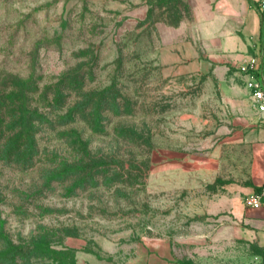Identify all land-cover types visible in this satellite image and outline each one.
Returning a JSON list of instances; mask_svg holds the SVG:
<instances>
[{
  "label": "rangeland",
  "instance_id": "obj_1",
  "mask_svg": "<svg viewBox=\"0 0 264 264\" xmlns=\"http://www.w3.org/2000/svg\"><path fill=\"white\" fill-rule=\"evenodd\" d=\"M196 14L191 0H0V96L29 81L55 120L67 77L70 108L87 107L40 132L28 169L0 144V264H208L225 243L256 110Z\"/></svg>",
  "mask_w": 264,
  "mask_h": 264
},
{
  "label": "crops",
  "instance_id": "obj_2",
  "mask_svg": "<svg viewBox=\"0 0 264 264\" xmlns=\"http://www.w3.org/2000/svg\"><path fill=\"white\" fill-rule=\"evenodd\" d=\"M191 1L200 28L195 36L206 40L221 61L241 65L264 52L260 0ZM255 113L254 126L244 137L243 180L233 189L230 202L233 225L225 232L223 245L209 248L208 264H264V206L254 210L245 204L247 196L264 186V118Z\"/></svg>",
  "mask_w": 264,
  "mask_h": 264
},
{
  "label": "trees",
  "instance_id": "obj_3",
  "mask_svg": "<svg viewBox=\"0 0 264 264\" xmlns=\"http://www.w3.org/2000/svg\"><path fill=\"white\" fill-rule=\"evenodd\" d=\"M264 31V20H263ZM68 78L61 80L56 85V92L54 93L53 109L56 113L55 120L49 119L48 115L37 112V109H32V100L29 98L28 92L30 85L29 81H7V88L12 86L15 90L7 94L5 92L0 96V144L3 146V151L6 155H18L21 158V168L28 169L32 167L33 160L40 156V140L39 134L42 130H56L59 127H71V125L78 122V116L85 117L87 107L80 104L74 108H70L68 103L69 94L66 93ZM22 86V88H21ZM87 96L83 95L81 99ZM103 112L101 103L97 104L95 108L96 116H100ZM69 133L75 137L74 148L80 154L88 153V144L83 141L81 134L75 131ZM92 130L96 134H103L105 132L104 126L99 122L92 124ZM67 133V137H70ZM80 169V168H77ZM63 175V174H62ZM67 178L64 177V181ZM5 243L12 247L13 244L7 239ZM44 247V245H40Z\"/></svg>",
  "mask_w": 264,
  "mask_h": 264
},
{
  "label": "built area",
  "instance_id": "obj_4",
  "mask_svg": "<svg viewBox=\"0 0 264 264\" xmlns=\"http://www.w3.org/2000/svg\"><path fill=\"white\" fill-rule=\"evenodd\" d=\"M259 9L264 13V0H260ZM248 76L247 90L256 111L264 118V52L245 61L241 66ZM248 208L258 210L264 206V186L245 199ZM255 264H263L256 262Z\"/></svg>",
  "mask_w": 264,
  "mask_h": 264
}]
</instances>
